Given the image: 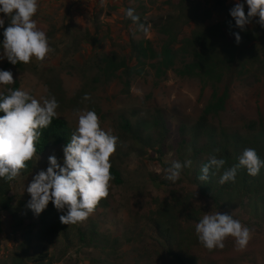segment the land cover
<instances>
[{
  "label": "trees",
  "instance_id": "trees-1",
  "mask_svg": "<svg viewBox=\"0 0 264 264\" xmlns=\"http://www.w3.org/2000/svg\"><path fill=\"white\" fill-rule=\"evenodd\" d=\"M172 1L165 3L174 9L173 14L148 22L141 18L139 20V23L150 26L162 37L158 48L149 40L134 41L129 27L138 25L125 16L123 25L129 46L127 56L119 57L115 53L96 55L91 61L99 73L94 81L101 78L110 81L118 71L129 81L134 77H145L150 70L155 85L173 73L180 79L197 80L201 92L207 90L210 93L196 122L190 127L181 125L172 141L166 121L159 113L153 120L154 135H146L125 121L122 124L123 130L140 147V151H153V155L157 156L156 161L160 162L168 151L172 154L171 161L163 165L165 168L172 161H192L191 167H185L175 183L151 178L164 187L165 196L153 199L154 209L140 218H134L136 241L140 242L141 247L137 257L129 264H258L253 258L231 256L228 239L224 241L223 249L209 251L199 242L195 224L207 213L218 211L223 214L228 210H238L244 225L250 229L257 227L264 230V168L255 177L241 168L235 182L224 184L219 183L224 169L210 174L207 182L198 179L202 165L213 154L226 160L225 169L237 164L243 150L249 147L254 148L264 160L262 121L251 122L243 132L225 129L218 122L226 111L235 82L264 81V27L256 17L244 30L237 28L230 16L232 7L227 6L225 0L214 1L211 9L200 1L175 0V4ZM2 15L7 27L9 21ZM215 15L221 20L213 22ZM92 27L93 33L86 32L84 39L93 45L103 39L96 15ZM3 31L0 28V45ZM237 32L241 36L239 44L233 35ZM103 35L109 37L108 32ZM12 66L21 68L22 64L13 65L7 60L4 68ZM2 115L4 113L0 112ZM41 132L37 155L28 162L27 168L14 180L0 178V214L4 213L10 218L12 230L20 236V242L3 264H57L76 246L99 251L106 257L105 260H91L93 264H109L107 258L121 249L119 240L101 233L93 222L86 226L82 223H61L59 217L66 214L67 208L57 210L51 201L37 216L27 207L28 202L21 197L15 201V196H12L14 183L27 178L46 152L59 150L64 157L63 149L73 133L67 123L58 118H54L52 124ZM111 174V184H124L121 171L113 165ZM196 197L206 205L196 204ZM49 247L57 251L54 258L49 254ZM261 264H264V258Z\"/></svg>",
  "mask_w": 264,
  "mask_h": 264
},
{
  "label": "rangeland",
  "instance_id": "rangeland-1",
  "mask_svg": "<svg viewBox=\"0 0 264 264\" xmlns=\"http://www.w3.org/2000/svg\"><path fill=\"white\" fill-rule=\"evenodd\" d=\"M97 1L39 0V10L34 19L38 27L46 32L54 51L45 61L37 62L33 59L29 64H22L21 68H4L7 58L0 59V70L11 71L15 81L12 85H0V92L7 93L9 88H25L37 98L54 96L59 103L56 118L64 120L72 132L76 127L75 110H94L100 118L101 126L105 130L111 129L119 137L111 164L121 171L124 184H111L109 196L101 200L104 205L99 203V207L82 225L93 222L101 233L122 243L118 253L107 258L109 264H129L137 257L141 247L140 242L136 241L134 218H140L153 210V199L165 196L164 187L151 178L165 179L166 168L163 165L171 161L172 154L168 151L160 162L156 161L157 156L153 155V151H140V147L123 130L122 124L125 121L131 127L141 129L146 135H154L153 120L159 113L166 121L172 141L181 125L190 127L196 122L210 93L207 90L202 93L197 80L180 79L173 73H169L163 82L155 85L150 70L145 77H134L129 81L120 75L121 71L110 81L104 78L94 81L99 75L91 62L94 56L115 53L123 57L129 52L128 36L123 25L128 8H133L144 22L174 13V9L166 5L167 0H105V8L96 14L103 39L92 45L84 36L86 32L93 33L94 14L91 15L90 12ZM192 1H200L211 9L216 0ZM225 1L229 7H234L237 2ZM172 3L175 4L176 1L173 0ZM0 18H4L1 13ZM220 20L218 15L213 18V22ZM145 27L148 29L146 32L138 27H129L134 41L149 40L158 48L162 37L150 26ZM105 32H108L109 37L103 35ZM50 35L53 36L50 38ZM2 54L3 50L0 51V55ZM85 94L91 98L84 100ZM259 121L264 123V81L235 82L226 111L218 122L225 129L243 132L251 122ZM50 155H55L58 163L63 166L64 157L59 150L46 152L33 172L27 178L18 179L12 186L15 201L20 197L26 202L31 199L27 188L35 175L41 170L46 171ZM195 201L199 206L206 205L198 197ZM226 214H232L243 223L238 210H228ZM251 232L252 238L244 251H237L233 238H228L231 244L230 255L253 258L261 264L264 258V230L253 227ZM19 242L20 236L12 230L10 218L1 213L0 264L8 259L11 250ZM48 250L53 258L57 255L54 247H49ZM94 259L105 260L106 257L99 251L76 246L57 264H93L91 260Z\"/></svg>",
  "mask_w": 264,
  "mask_h": 264
},
{
  "label": "clouds",
  "instance_id": "clouds-1",
  "mask_svg": "<svg viewBox=\"0 0 264 264\" xmlns=\"http://www.w3.org/2000/svg\"><path fill=\"white\" fill-rule=\"evenodd\" d=\"M245 3L247 13H245ZM39 10V0H0V13L8 19L0 18L3 28V54L13 64H29L35 59L43 62L54 51L49 38L41 30L34 17ZM126 16L142 31L148 29L139 23V16L133 8L126 10ZM235 26L244 30L245 26L258 17L264 27V0H237L230 9ZM237 44L240 34L233 33ZM15 81L9 70H0V85H12ZM91 97L85 94L83 99ZM58 101L54 96L37 98L25 88H9L0 92V178L8 181L16 179L27 168L28 162L37 155V143L41 130L48 128L57 117ZM76 127L70 142L64 147L63 166L55 155L48 157L49 166L34 176L27 188L31 199L27 207L35 215L42 213L51 201L57 210L67 208L65 215L59 217L65 225L85 222L96 210L102 199L109 196L111 181V157L115 154L119 137L111 129L101 126L100 118L94 110L74 112ZM217 152L219 149L216 150ZM226 160L210 155L202 165L198 179L207 182L210 174L224 169L219 183L235 182L238 170L246 169L248 175H259L264 168V160L254 148H245L238 163L225 169ZM192 161L181 163L172 161L165 169V179L175 183L185 167ZM195 234L199 242L209 251L223 249L224 241L233 238L237 251H244L252 238L249 227L232 214L207 213L195 224Z\"/></svg>",
  "mask_w": 264,
  "mask_h": 264
},
{
  "label": "crops",
  "instance_id": "crops-1",
  "mask_svg": "<svg viewBox=\"0 0 264 264\" xmlns=\"http://www.w3.org/2000/svg\"><path fill=\"white\" fill-rule=\"evenodd\" d=\"M105 2V0H98L97 2H96V4L94 5V7H93V9L91 10V15L92 14H94V15H96V14H98V13H100L101 11H102V9L103 8H105L104 6H103V3Z\"/></svg>",
  "mask_w": 264,
  "mask_h": 264
}]
</instances>
